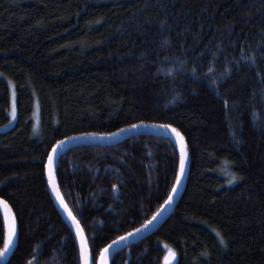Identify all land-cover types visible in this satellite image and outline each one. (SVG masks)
Masks as SVG:
<instances>
[{
    "label": "trees",
    "instance_id": "obj_1",
    "mask_svg": "<svg viewBox=\"0 0 264 264\" xmlns=\"http://www.w3.org/2000/svg\"><path fill=\"white\" fill-rule=\"evenodd\" d=\"M11 89L0 196L18 241L0 264H81L48 189V152L138 120L183 133L184 190L164 224L110 264H162L170 250L177 264H264V0H0V128ZM178 157L150 135L64 152L55 179L91 264L157 213ZM3 237L0 216V247Z\"/></svg>",
    "mask_w": 264,
    "mask_h": 264
},
{
    "label": "snow or ice",
    "instance_id": "obj_2",
    "mask_svg": "<svg viewBox=\"0 0 264 264\" xmlns=\"http://www.w3.org/2000/svg\"><path fill=\"white\" fill-rule=\"evenodd\" d=\"M243 51V49H241ZM183 61H180V64H182ZM179 67V64L176 65ZM169 73H171L172 69L169 67L167 69ZM210 71V70H209ZM192 72L195 73V68L192 69ZM179 95L177 93L172 97V100L175 101L176 97ZM13 114L15 115V108L13 109ZM154 127V128H161L165 131H169L171 133V137L175 141L174 146H178L179 148V157H178V166L175 170V182L172 184L171 190L168 192L167 199L164 201L162 205H160V208L157 209V213H159L160 209H163L165 205L171 204L174 199V193L177 191L178 186L183 178L185 169H186V163L189 158L188 156V146L185 142V137L181 130L178 127H174L172 123H162L158 124L152 121H145V120H138L136 123L131 124H125L120 128H117L115 132H81V133H75L73 136H65L62 140L56 141L55 144L52 145L51 151L48 152L47 155V161L43 165L45 172L48 175V184L51 186L52 193L57 197L59 200L62 208L67 211L68 217L74 222L75 229H76V237L80 241V260L81 264H89V251H88V245L86 241L84 240V234L83 229L80 226L79 221H77L76 216L72 214L70 210H68L67 204L64 203L63 198L60 195L59 187L57 186V182L54 176V167L56 160L58 158V153L60 147H62L67 141L74 140L80 137H86V136H100V137H115L119 136L124 133L128 134H135L136 130L145 128V127ZM227 163V162H225ZM227 175L230 176L229 183H231L233 180L238 179V176L234 172H227ZM112 188L115 190L117 189V185L113 184ZM0 205L3 206L5 209V218H4V224L6 227V233L3 237V246L0 247V258L5 257L9 251L12 249L13 244L15 243V237L18 235V226H17V220L15 215L12 213V209L8 203V200L4 199L2 196H0ZM157 213L153 214V220L156 219ZM151 221H145L144 224L140 225V228H133L131 232H125L122 237H117V241H124L126 239H129L133 236V234H138L141 230L145 229L148 225H150ZM217 236L220 238V243L224 244L223 237L219 232H217ZM115 243V242H114ZM175 255L174 252L171 250L169 251V255L165 257L166 261L171 259ZM102 264H106V261H102Z\"/></svg>",
    "mask_w": 264,
    "mask_h": 264
},
{
    "label": "water",
    "instance_id": "obj_3",
    "mask_svg": "<svg viewBox=\"0 0 264 264\" xmlns=\"http://www.w3.org/2000/svg\"><path fill=\"white\" fill-rule=\"evenodd\" d=\"M139 135H150V136H165L167 138H169L173 144L175 145V141L174 139L171 137V133L170 130L169 131H165L161 128H154V127H145V128H141L136 130L135 134H128V133H124L121 134L119 136H115V137H100V136H86V137H80L74 140H69L67 141L62 147H60L59 149V153H58V158L56 160L55 163V167H54V176H55V169H56V165L58 163V160L60 159V157L64 154V152L71 148L74 147L76 145H83V144H89V145H95V146H107V145H116L119 142L128 139L130 137L133 136H139ZM179 155V148L178 146H175ZM187 166H188V160L186 163V169L183 175V178L178 186L177 191L174 193V199L172 201L171 204L165 205L163 209H160L159 213H157L156 219L153 220V217L149 220L151 221L150 225H148L145 229L141 230L138 234H133L132 237H130L129 239H126L124 241H113L112 243H110L108 246H106L98 260H97V264H102V261H106V264H110V261L112 259V257L119 252L122 249L128 248L129 246L136 244L142 240H144L145 238H147L148 236H150L151 234H153L154 232H156L166 221L170 211L174 208V206L177 204V202L179 201L183 190H184V183H185V177H186V173H187ZM45 176H46V180L48 183V175L45 172ZM48 189L53 201V204L55 206V208L57 209L59 215L62 217V219L65 221V223L67 224V226L69 227V229L72 231V233L74 234L75 238H76V242H77V246L79 249V255L81 253V248H80V241L79 239L76 237V229H75V224L74 222L68 217L67 215V211L64 210L59 202V200L57 199V197L52 193L51 190V186L48 184ZM11 207V206H10ZM12 209V208H11ZM12 213L14 214L13 210ZM15 215V214H14ZM0 216L2 218V222H3V226H4V235L6 233V227L4 224V218H5V209L3 208L2 205H0ZM18 226V225H17ZM85 240V238H84ZM17 241H18V235L15 237V243L12 246V249L9 251V253L3 257L0 258V262L1 263H5L9 257L13 254L14 250L16 249L17 246ZM86 241V240H85ZM115 242V243H114ZM89 251V249H88ZM169 255V251L165 254V256L162 259V264H177V257L176 255H174L171 259L167 260L165 259V257H167ZM81 262V260H80ZM89 264H91V258H90V253H89Z\"/></svg>",
    "mask_w": 264,
    "mask_h": 264
},
{
    "label": "rangeland",
    "instance_id": "obj_4",
    "mask_svg": "<svg viewBox=\"0 0 264 264\" xmlns=\"http://www.w3.org/2000/svg\"><path fill=\"white\" fill-rule=\"evenodd\" d=\"M14 108H15V94H14V91L11 89V92H10L9 122L4 127L0 128V132L8 130L9 128H11L14 125V123L16 121V108H15V115L13 114V109ZM35 122H36V118H35Z\"/></svg>",
    "mask_w": 264,
    "mask_h": 264
}]
</instances>
